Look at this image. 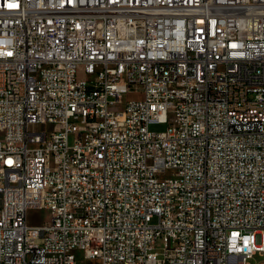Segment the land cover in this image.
<instances>
[{
	"label": "built area",
	"instance_id": "obj_1",
	"mask_svg": "<svg viewBox=\"0 0 264 264\" xmlns=\"http://www.w3.org/2000/svg\"><path fill=\"white\" fill-rule=\"evenodd\" d=\"M257 252L264 0H0V264Z\"/></svg>",
	"mask_w": 264,
	"mask_h": 264
},
{
	"label": "rangeland",
	"instance_id": "obj_2",
	"mask_svg": "<svg viewBox=\"0 0 264 264\" xmlns=\"http://www.w3.org/2000/svg\"><path fill=\"white\" fill-rule=\"evenodd\" d=\"M137 95L132 94V93H124L123 94V101L121 103H117L113 105V107L116 110H124L126 106V99L129 97H135ZM166 124L164 123H157L153 122L150 124V128L152 131H164L166 129ZM51 218V213L47 209H35V210H30L28 214V221L30 224H43L47 221H49ZM155 221V219H154ZM263 261V256L261 252L255 253L249 260V264H261ZM85 264H101V261L98 258H90L86 260Z\"/></svg>",
	"mask_w": 264,
	"mask_h": 264
},
{
	"label": "snow or ice",
	"instance_id": "obj_3",
	"mask_svg": "<svg viewBox=\"0 0 264 264\" xmlns=\"http://www.w3.org/2000/svg\"><path fill=\"white\" fill-rule=\"evenodd\" d=\"M10 7H12V5H10Z\"/></svg>",
	"mask_w": 264,
	"mask_h": 264
}]
</instances>
